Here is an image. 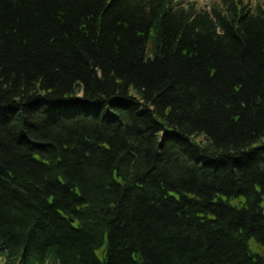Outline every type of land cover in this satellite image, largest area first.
<instances>
[{
	"label": "trees",
	"instance_id": "16d2710c",
	"mask_svg": "<svg viewBox=\"0 0 264 264\" xmlns=\"http://www.w3.org/2000/svg\"><path fill=\"white\" fill-rule=\"evenodd\" d=\"M0 0V264H264V7Z\"/></svg>",
	"mask_w": 264,
	"mask_h": 264
},
{
	"label": "rangeland",
	"instance_id": "374dc122",
	"mask_svg": "<svg viewBox=\"0 0 264 264\" xmlns=\"http://www.w3.org/2000/svg\"><path fill=\"white\" fill-rule=\"evenodd\" d=\"M188 1H194L197 3V6L199 8H209V6L211 5V3L213 2H219L220 0H185L183 2V4L187 3ZM244 2H248L250 3L252 6L256 5L257 3H259L260 5H262V7H264V0H243ZM249 243V247L252 251L263 254L264 255V247H262L261 245H259L253 238H250L248 240Z\"/></svg>",
	"mask_w": 264,
	"mask_h": 264
}]
</instances>
